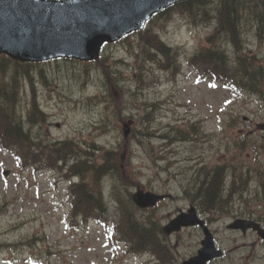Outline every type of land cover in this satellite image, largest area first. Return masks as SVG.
Returning <instances> with one entry per match:
<instances>
[{
  "label": "rangeland",
  "instance_id": "rangeland-1",
  "mask_svg": "<svg viewBox=\"0 0 264 264\" xmlns=\"http://www.w3.org/2000/svg\"><path fill=\"white\" fill-rule=\"evenodd\" d=\"M171 17L152 21L149 26L159 30L170 47H180L182 67L175 78L170 73L149 72L145 75L149 86L139 90L138 67L142 62L134 55L137 49L132 51L136 46L133 37L106 45L100 56L107 57L108 64L122 73L126 90L121 114L130 116V128L144 130L145 118L152 122L150 133L159 136L165 132L175 143L144 137L137 129L135 132L131 129L125 142L118 113L113 114L114 105L97 64L84 65L66 59L37 63L31 68L35 96L48 122L34 128L33 133L41 139L74 140L82 146L94 143L106 148L117 144L125 147L129 192L139 187L172 196L154 210L137 212L139 218L152 217L161 226L190 204L183 190L193 192L201 181V168L223 166L231 183L232 166L238 180L232 190L230 185L227 189L232 204L228 207L229 214H213L215 222L211 218L216 245L225 253L211 264H264V242L253 233L241 235L225 228L236 217L253 219L264 227V198L256 179L262 178L264 183V132L257 129V125L264 123V100L197 82L196 73L185 60L204 44L211 29L187 25L179 16L173 20ZM242 30L240 43L245 45L244 56L250 59L255 54L264 66V41H258L251 27L243 25ZM221 46L229 49L228 54L234 60L232 45ZM22 84L29 89L27 80ZM262 92L264 97V80ZM27 104L25 97L21 113ZM33 119L34 112L21 119L24 131ZM194 122L200 124L197 135L201 139L195 138L193 142L174 139L185 132L173 131V127H187L190 132ZM99 128H106V132ZM12 157L0 155V264H30L24 263L25 259H32L35 264H112L114 259L117 261L113 264H150L148 257L142 255L125 257L120 251L119 256L118 250L107 243L100 226L69 228V205L64 192L67 183H56L59 176L55 173L36 174L31 170L21 173ZM3 170L9 172L7 177L2 176ZM248 170L250 180L245 183ZM199 239L196 231L187 230L169 239L178 263L195 252ZM4 244L19 248L13 252Z\"/></svg>",
  "mask_w": 264,
  "mask_h": 264
},
{
  "label": "trees",
  "instance_id": "trees-1",
  "mask_svg": "<svg viewBox=\"0 0 264 264\" xmlns=\"http://www.w3.org/2000/svg\"><path fill=\"white\" fill-rule=\"evenodd\" d=\"M223 3L220 7L216 8L217 15L206 17V21L215 20L216 31L215 34L209 39V43H212L213 47L211 50L201 49L199 50L189 61L191 65L196 67L203 73L201 66L207 69L213 74L214 79L218 80L224 84H229L232 81L234 84H238L248 90L257 92L260 88V81L263 78V70L257 65L254 57L247 59L239 54L241 46L240 43V28L243 17H258L254 23L256 25H263L262 21L259 20L257 4H251L249 0H222ZM185 10L187 14L194 20L198 15H200L204 9V0H192L189 1ZM229 22V23H227ZM143 49L142 55L147 60L156 64L159 68L169 69L177 67V53L171 51L165 45H163L155 36L146 35L143 37ZM223 41L231 43L235 47L236 58L233 60L225 49L218 48L216 42ZM27 65H20L18 63H13L6 58H1L0 60V73H3L6 69L9 74V84L8 88L10 92H14L17 89V74L19 70L26 71ZM104 75L109 81L111 86H114L113 79L111 77L108 68L102 65ZM248 68H251L248 72ZM12 83L15 84L14 88L10 86ZM6 90V89H5ZM16 94V92H15ZM16 96V95H15ZM12 95H7L5 108L1 105L0 112L6 113L7 108L12 105L8 100H11ZM15 99V98H14ZM29 114L28 117H30ZM35 117V115H34ZM30 119V118H29ZM34 120V119H33ZM21 125V120H20ZM23 128L17 123H11L7 119L0 116V138L7 143L14 140L16 144L17 152L15 155L21 158L23 164L30 162L32 164H39L42 161L50 160L53 151L55 150L54 145L49 144L41 146L39 143L34 142L30 135L24 133ZM62 151L61 149L57 150ZM63 153V152H62ZM113 156L110 160H107V164L111 163ZM101 167L98 171L99 174H105L108 171L107 167ZM112 170V169H111ZM210 175L206 177L202 185L199 188V195L211 196L210 199L214 201L219 200L221 191L223 188V178L224 169L221 167H215L209 171ZM235 182L233 181L232 188ZM85 202L90 203V197L86 196L83 199ZM217 203V202H216ZM149 228H146L143 222L135 220L133 225L129 228L128 234L130 240H137L138 245H144V236L147 233V238L150 239Z\"/></svg>",
  "mask_w": 264,
  "mask_h": 264
},
{
  "label": "water",
  "instance_id": "water-1",
  "mask_svg": "<svg viewBox=\"0 0 264 264\" xmlns=\"http://www.w3.org/2000/svg\"><path fill=\"white\" fill-rule=\"evenodd\" d=\"M174 2L176 0H153L148 13H154ZM110 14L107 26L97 25L96 29H83L82 24L77 26L72 21L75 16L59 10L54 12L46 3L36 0H0V53H6L16 60L38 61L49 58L48 54L53 56L49 48L55 49L56 46L61 45L73 50V53L69 54L72 57L91 59L97 55L98 48L104 41H111L127 32V30H120L115 36L110 35L113 26H122L128 19L118 14L117 11ZM58 28L59 33L56 32ZM83 46H86V49H83ZM133 199L138 206L148 207L154 205L162 197L139 191ZM196 224L202 226V222L197 219L194 210L191 209L188 215L182 214L177 217L165 229V232L169 233L172 230H178L181 226ZM230 227L240 228L242 231L252 227L261 237H264V231L252 222L237 220ZM204 234L203 247L198 257L184 264H205L207 260L217 255L212 246L211 236L206 229H204Z\"/></svg>",
  "mask_w": 264,
  "mask_h": 264
}]
</instances>
